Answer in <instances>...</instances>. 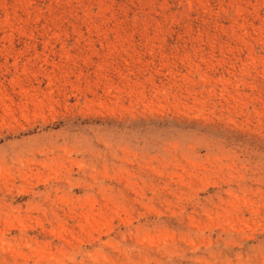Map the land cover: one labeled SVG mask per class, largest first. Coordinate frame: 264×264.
<instances>
[{
  "label": "rangeland",
  "instance_id": "1",
  "mask_svg": "<svg viewBox=\"0 0 264 264\" xmlns=\"http://www.w3.org/2000/svg\"><path fill=\"white\" fill-rule=\"evenodd\" d=\"M0 264H264V0H0Z\"/></svg>",
  "mask_w": 264,
  "mask_h": 264
}]
</instances>
